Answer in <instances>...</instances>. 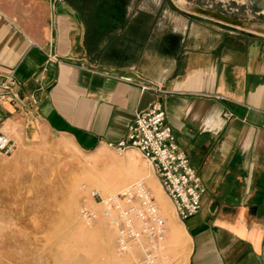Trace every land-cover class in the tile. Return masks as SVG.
Here are the masks:
<instances>
[{
	"label": "crops",
	"instance_id": "crops-1",
	"mask_svg": "<svg viewBox=\"0 0 264 264\" xmlns=\"http://www.w3.org/2000/svg\"><path fill=\"white\" fill-rule=\"evenodd\" d=\"M129 1L124 24L116 14L106 32L94 1L0 0V80L12 72L18 84L0 102V133L13 148L43 129L100 149L158 102L205 189L199 213L177 219L185 263L264 264V34L180 0ZM217 1L226 15L264 20V0ZM151 12L154 26L133 27Z\"/></svg>",
	"mask_w": 264,
	"mask_h": 264
},
{
	"label": "rangeland",
	"instance_id": "rangeland-1",
	"mask_svg": "<svg viewBox=\"0 0 264 264\" xmlns=\"http://www.w3.org/2000/svg\"><path fill=\"white\" fill-rule=\"evenodd\" d=\"M207 1L195 5L180 0L186 12L199 6L227 13L224 4ZM23 144L9 155L0 153V264H117L115 231L102 218L85 226L78 209L83 203L92 205L89 189L113 194L136 180L148 186L164 218L161 259L185 264L182 238L169 228L180 225L178 218L137 150H82L68 136L43 129Z\"/></svg>",
	"mask_w": 264,
	"mask_h": 264
},
{
	"label": "built area",
	"instance_id": "built-area-1",
	"mask_svg": "<svg viewBox=\"0 0 264 264\" xmlns=\"http://www.w3.org/2000/svg\"><path fill=\"white\" fill-rule=\"evenodd\" d=\"M17 88L13 73L3 74L0 102L4 99L13 101ZM141 89L152 88L142 85ZM107 146L118 154L135 149L148 161L179 220L199 213L205 189L188 156L176 144L160 103L153 102L146 110L135 114L125 138ZM12 148L9 138L0 133V153L9 155ZM82 189H85L84 185ZM88 196L93 203L80 205L78 217L87 227L100 218L106 220L115 231L117 264H161L165 222L143 180H136L113 194H102L91 188Z\"/></svg>",
	"mask_w": 264,
	"mask_h": 264
},
{
	"label": "flooded vegetation",
	"instance_id": "flooded-vegetation-1",
	"mask_svg": "<svg viewBox=\"0 0 264 264\" xmlns=\"http://www.w3.org/2000/svg\"><path fill=\"white\" fill-rule=\"evenodd\" d=\"M72 1L75 3L77 0H72ZM93 1H94V3H93ZM88 2H89V6H92V3H93V4H95L96 8L103 7V14L104 15H102V16H104V17L102 18L100 25H102V27H104L106 29V32L110 28V26L111 27L113 26V24L115 22L114 17L116 16V14L121 15L122 19L120 22H121V24H124L127 7H128L129 2H130L129 0H103L101 2L99 0H96V1L95 0H88ZM109 13H111V14H109ZM154 15H155L154 12L146 14L145 17H143L142 19H139V22H138V20H136L133 27L141 28L142 30L150 29L155 24L154 23ZM85 16L88 18V17L93 16V14L89 13V15L86 14ZM112 18H113V20H112ZM92 23H93V21L89 20L87 27L92 28L93 27ZM128 27L130 28V27H132V25L129 24ZM102 39L106 40L107 38H102ZM103 46L105 47L104 56H108L109 51L112 47V44L111 43L107 44V42H106V44L101 45V47H103ZM86 48H88L89 50L92 48V39L90 36H88V39L86 40Z\"/></svg>",
	"mask_w": 264,
	"mask_h": 264
},
{
	"label": "water",
	"instance_id": "water-1",
	"mask_svg": "<svg viewBox=\"0 0 264 264\" xmlns=\"http://www.w3.org/2000/svg\"><path fill=\"white\" fill-rule=\"evenodd\" d=\"M190 10L192 13L197 14V15L205 16L210 19H213V20H216L222 23L230 24L233 26L251 29V30L264 34V22L263 21H256L254 23H249L247 20H239L232 16L226 15L222 12L216 11L214 9L203 8L199 6H194Z\"/></svg>",
	"mask_w": 264,
	"mask_h": 264
},
{
	"label": "bare ground",
	"instance_id": "bare-ground-1",
	"mask_svg": "<svg viewBox=\"0 0 264 264\" xmlns=\"http://www.w3.org/2000/svg\"><path fill=\"white\" fill-rule=\"evenodd\" d=\"M154 196L156 197V199H158L156 194H154ZM169 228H170V231L173 235L181 236L182 241H183V248L185 249L188 245L189 239L186 236V234L184 233V231L182 230V227L180 225L179 226H173L172 224H170ZM184 260H186V259H184Z\"/></svg>",
	"mask_w": 264,
	"mask_h": 264
}]
</instances>
